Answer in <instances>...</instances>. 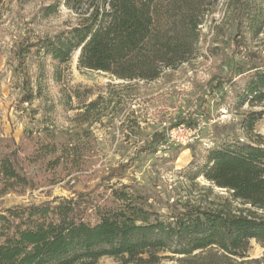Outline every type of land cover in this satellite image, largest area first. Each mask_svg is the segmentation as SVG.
Listing matches in <instances>:
<instances>
[{
  "label": "trees",
  "instance_id": "16d2710c",
  "mask_svg": "<svg viewBox=\"0 0 264 264\" xmlns=\"http://www.w3.org/2000/svg\"><path fill=\"white\" fill-rule=\"evenodd\" d=\"M5 1L0 0V7ZM147 2L64 0L65 6L81 14L78 23L14 42L15 71L23 88L19 102L30 104L42 91L26 65L32 51L54 60L57 80L61 66L78 50L80 66L106 69L114 64L112 72L124 79L154 80L165 67L188 61L196 50L206 9L213 13L212 7L206 8L213 0H154L153 22L146 32ZM243 3L240 9L252 11L254 1ZM59 5L56 0L42 6V16L51 15ZM252 14L248 29L257 33L258 20ZM134 44L136 50L126 57ZM247 70L252 71L246 85L236 90V107L264 103V56ZM87 113L88 106L80 116ZM259 117L260 113L250 112L241 120L248 134ZM182 122L195 123L179 117L174 124ZM255 137L233 138L209 149L206 164L190 174L191 180L202 175L229 192L223 203L208 208L185 204L163 215L147 207L134 185L109 181L100 191H74L71 196L5 208L0 204V264H97L104 256L119 258L122 264H158L172 256L179 264H264V256L248 255L251 239L264 244V215L257 212L264 210V136ZM92 142L45 124L25 129L19 142L0 135V200L85 171L96 155ZM34 167L38 170L32 174L28 169Z\"/></svg>",
  "mask_w": 264,
  "mask_h": 264
},
{
  "label": "rangeland",
  "instance_id": "374dc122",
  "mask_svg": "<svg viewBox=\"0 0 264 264\" xmlns=\"http://www.w3.org/2000/svg\"><path fill=\"white\" fill-rule=\"evenodd\" d=\"M54 1L6 0L0 7V135L19 142L25 129L50 125L70 130L80 140H92L96 155L85 171H75L57 184L6 194L1 207L71 196L74 191H100L108 181L134 185L147 207L163 215L183 209L185 204L208 208L229 198L225 188L202 175L191 180L190 174L206 164L209 149L233 138L264 136V103L245 102L236 107V90L246 85L252 71L247 68L264 56V1L251 0L250 11L249 7L240 9L243 0H213L206 7H212L213 13L205 11L194 54L178 66L165 67L154 80L119 78L112 72L114 64L106 69L80 66L79 50L61 66V79L57 80L54 60L32 51L26 65L42 91L32 103H20L22 78L15 71L13 55L16 38L54 34L81 19L64 0L57 11L43 17L41 7ZM153 3L148 0L145 6L146 32L153 22ZM251 13L258 20L257 33L248 29ZM137 45L127 50L126 57ZM32 87L37 89L35 82ZM69 104L73 109L67 110ZM87 106L83 118L80 115ZM250 112H258L260 117L248 134L241 120ZM179 117L195 122H182L189 126L200 124L186 144L168 140L169 129L177 125ZM28 170L33 174L38 167ZM257 212L264 215V210ZM248 255L263 257L264 244L251 239ZM176 259L167 257L158 264H179ZM97 264L122 262L104 256Z\"/></svg>",
  "mask_w": 264,
  "mask_h": 264
},
{
  "label": "built area",
  "instance_id": "2783aa9c",
  "mask_svg": "<svg viewBox=\"0 0 264 264\" xmlns=\"http://www.w3.org/2000/svg\"><path fill=\"white\" fill-rule=\"evenodd\" d=\"M200 124L189 126L185 123H179L169 129L168 140L174 141V143L186 144L191 141L192 135L198 132Z\"/></svg>",
  "mask_w": 264,
  "mask_h": 264
}]
</instances>
